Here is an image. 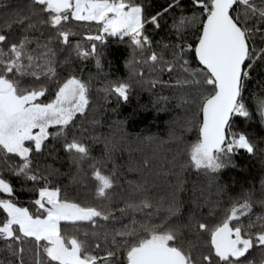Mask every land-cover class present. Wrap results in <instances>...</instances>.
Returning <instances> with one entry per match:
<instances>
[{
	"label": "snow or ice",
	"instance_id": "6c2138e0",
	"mask_svg": "<svg viewBox=\"0 0 264 264\" xmlns=\"http://www.w3.org/2000/svg\"><path fill=\"white\" fill-rule=\"evenodd\" d=\"M190 4L166 0L152 11L146 0H29L0 17V264H251V250L264 254V183L229 197L223 216L196 221L197 238L187 239L191 221L178 219L180 185L161 199L147 181H129L117 199V173L104 174L102 161L74 132L77 123L87 132L83 124L92 114L91 78L75 62L94 59L101 68V46L115 38L130 49L128 76L109 81L105 98L128 102L135 88L178 89L190 112L182 131L198 134L184 145L186 167L215 176L234 166L239 152L256 153L250 135L235 124L255 115L264 124V79L257 81L261 92L252 94L254 107L245 99L253 73L264 74V0ZM74 22L88 26L86 48L73 47ZM162 27L173 40H154ZM170 136L183 144L175 130ZM58 146L75 169L73 183L85 193L93 183L91 202L69 196L59 169L45 163ZM19 191L30 199L21 201Z\"/></svg>",
	"mask_w": 264,
	"mask_h": 264
},
{
	"label": "trees",
	"instance_id": "16d2710c",
	"mask_svg": "<svg viewBox=\"0 0 264 264\" xmlns=\"http://www.w3.org/2000/svg\"><path fill=\"white\" fill-rule=\"evenodd\" d=\"M165 2L166 0H146L152 11L159 10ZM28 3L29 0H0V17L7 12L24 9ZM183 3L186 9L191 8L190 0H183ZM87 27L73 23L72 30L77 32V35L71 38L73 47L76 42L83 48L87 47V42L83 40V33ZM152 36L155 41L164 43L174 39L167 27L153 32ZM194 39L195 37L190 35L188 42L191 43ZM101 47L103 49L101 68L96 67L94 59L75 62L79 74L85 80L91 78L92 114L89 121L83 124L88 131H81V124L77 123L74 132L78 134V139L90 147L91 156L102 161L100 169L104 174L117 173L116 183L121 186L115 193L117 199L121 197L129 181H147L150 194L161 199L170 197L171 192L180 185L182 190L179 192V199L182 207L178 219L185 224L191 221L190 230L186 229V238L195 240L196 221L222 217L225 206H230L227 205L229 197H237L242 192L253 189L258 191L264 183V152L260 150L264 148V124L259 122L258 115H255L252 121L238 118L235 124L237 130L246 132L257 145L254 155L239 152L233 157L234 166L227 167L215 176L186 167L188 155L184 145L195 142L198 134L195 129L190 132L182 131L184 119L190 112L188 105L181 104L180 91L166 85H157L153 92L135 88L128 102L118 101L115 95L105 98L102 89L109 81L127 78L126 61L130 49L127 44L115 38H111L107 45ZM253 77L246 89L245 99L254 107L255 96L252 94L261 92L257 81L264 79V74L254 72ZM163 78L165 81L168 80L167 75ZM158 96L169 99L158 101ZM92 119L98 123H91ZM172 130L183 136V144L171 138ZM45 163L59 169L61 175L58 179L69 196L83 203L91 202L93 183L87 184V193L84 186L73 183L75 169L68 155L59 146L56 157H50ZM85 167L90 173L91 168L87 165ZM19 186L17 181L18 189ZM221 189L224 190L223 194L218 195ZM18 195L21 201H27L31 194L19 191ZM217 200L221 201L220 205L215 207L217 215L210 217L209 214ZM120 206L123 207V204ZM256 211L259 212L258 206ZM123 222L127 223V218ZM0 259H3L2 254ZM247 259L251 264H261L264 254L257 247L249 252Z\"/></svg>",
	"mask_w": 264,
	"mask_h": 264
},
{
	"label": "rangeland",
	"instance_id": "374dc122",
	"mask_svg": "<svg viewBox=\"0 0 264 264\" xmlns=\"http://www.w3.org/2000/svg\"><path fill=\"white\" fill-rule=\"evenodd\" d=\"M224 169H226V168H224ZM224 169H222V170H224ZM222 170H221V171H222Z\"/></svg>",
	"mask_w": 264,
	"mask_h": 264
}]
</instances>
